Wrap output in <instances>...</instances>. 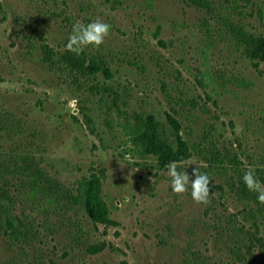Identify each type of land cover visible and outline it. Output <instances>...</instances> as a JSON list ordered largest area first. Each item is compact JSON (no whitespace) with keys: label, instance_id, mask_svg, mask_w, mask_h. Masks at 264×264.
Returning <instances> with one entry per match:
<instances>
[{"label":"rangeland","instance_id":"obj_1","mask_svg":"<svg viewBox=\"0 0 264 264\" xmlns=\"http://www.w3.org/2000/svg\"><path fill=\"white\" fill-rule=\"evenodd\" d=\"M211 1L212 12L186 0H0V109L35 130L40 164L67 189L104 171L115 222L94 223L77 206L39 210L14 183L15 213L26 226L18 241L0 235V264H244L231 252L233 215L262 239L252 254L264 264V216L243 220L255 203L238 189L249 166L264 184V61L249 57L230 27L264 36V0ZM96 19L110 34L84 51L103 59L109 76L44 62L42 43L65 52L73 23ZM140 114L165 126L174 116L192 144L238 156L241 172L213 177L208 205L193 201L190 184L175 194L168 169L130 145ZM26 135L0 129V153L21 149ZM201 164L194 151L177 170L191 175Z\"/></svg>","mask_w":264,"mask_h":264},{"label":"trees","instance_id":"obj_2","mask_svg":"<svg viewBox=\"0 0 264 264\" xmlns=\"http://www.w3.org/2000/svg\"><path fill=\"white\" fill-rule=\"evenodd\" d=\"M186 2L209 12L214 8L211 0ZM230 27L247 47L248 56L264 61V36H255L234 23H230ZM40 47L43 60L51 69L86 77L99 72L110 75L104 60L86 51L77 56L67 50L59 53L47 43H42ZM167 119L168 126H165L154 115L140 114L135 117V122L130 125L129 140L130 145L141 157H152L160 168L166 169L170 161H176L178 165L183 164L193 156L194 151H197L203 162L198 167L211 179L217 176L228 179L229 170L241 172L242 161L238 156L221 153L215 144L207 147L192 144L181 133V122L172 115H168ZM22 121L11 112L0 109L2 131L8 134L27 133L21 149L0 153V235L10 233V236L18 241L22 228L26 226L15 213V196L10 189L14 183L17 190L24 194V198L33 200L39 210L51 212L54 208L77 206L84 210L94 223L114 224L110 208L102 195L105 172L85 176L77 182L75 190L67 189L60 181L51 177L40 164L35 150H40L41 145L35 142V130L27 132L26 123ZM238 181L241 196L255 203L254 207L244 209L240 214L244 221L256 222L260 216H264V204L259 203L256 193L247 190L242 177ZM237 216L229 217L227 223L229 240L232 243L231 252L244 264H255L252 246L256 242H262V239L251 230L241 227L237 222Z\"/></svg>","mask_w":264,"mask_h":264},{"label":"clouds","instance_id":"obj_3","mask_svg":"<svg viewBox=\"0 0 264 264\" xmlns=\"http://www.w3.org/2000/svg\"><path fill=\"white\" fill-rule=\"evenodd\" d=\"M111 25L100 19L93 20L87 24L75 21L72 25L68 42L65 45L67 51L75 55H81L89 46L99 49L110 34ZM168 175L171 178L172 191L177 195L188 192L191 186V197L197 204L208 205L211 203L212 180L207 173H202L199 167L192 170L191 175L187 171H178L176 161H170L167 165ZM194 177V178H193ZM243 183L248 191L257 194V200L264 204V184L256 176L255 168L249 166L243 175Z\"/></svg>","mask_w":264,"mask_h":264}]
</instances>
